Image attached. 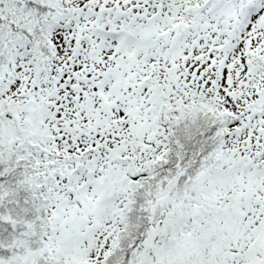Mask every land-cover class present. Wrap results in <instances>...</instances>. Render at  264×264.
Wrapping results in <instances>:
<instances>
[{
  "label": "snow or ice",
  "instance_id": "6c2138e0",
  "mask_svg": "<svg viewBox=\"0 0 264 264\" xmlns=\"http://www.w3.org/2000/svg\"><path fill=\"white\" fill-rule=\"evenodd\" d=\"M0 264H264V0H0Z\"/></svg>",
  "mask_w": 264,
  "mask_h": 264
}]
</instances>
